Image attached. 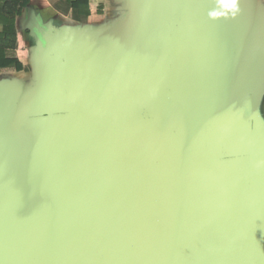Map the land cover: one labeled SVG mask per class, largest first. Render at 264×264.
<instances>
[{
	"label": "water",
	"instance_id": "95a60500",
	"mask_svg": "<svg viewBox=\"0 0 264 264\" xmlns=\"http://www.w3.org/2000/svg\"><path fill=\"white\" fill-rule=\"evenodd\" d=\"M163 3L118 78L69 57L98 138L56 139L38 168L0 123V264H264V139L241 189L202 144L245 104L241 79L199 71L202 48L236 47L239 25L210 0Z\"/></svg>",
	"mask_w": 264,
	"mask_h": 264
},
{
	"label": "crops",
	"instance_id": "0c3cea01",
	"mask_svg": "<svg viewBox=\"0 0 264 264\" xmlns=\"http://www.w3.org/2000/svg\"><path fill=\"white\" fill-rule=\"evenodd\" d=\"M210 2L237 20L240 38L236 47H203L199 71L241 79L245 104L233 124L205 128L202 144L240 189L249 188L250 139H264V0ZM89 8L82 16L67 0H31L17 18V47L8 57L22 69L0 70V123L31 166H49L56 139L81 144L101 135L95 106L75 87L69 57L118 78L129 65L130 41L147 39L165 20L163 0H90Z\"/></svg>",
	"mask_w": 264,
	"mask_h": 264
},
{
	"label": "trees",
	"instance_id": "16d2710c",
	"mask_svg": "<svg viewBox=\"0 0 264 264\" xmlns=\"http://www.w3.org/2000/svg\"><path fill=\"white\" fill-rule=\"evenodd\" d=\"M82 16L90 15V0H67ZM31 0H0V70L15 66L21 70L18 60L8 57V52L17 47L16 21Z\"/></svg>",
	"mask_w": 264,
	"mask_h": 264
},
{
	"label": "rangeland",
	"instance_id": "374dc122",
	"mask_svg": "<svg viewBox=\"0 0 264 264\" xmlns=\"http://www.w3.org/2000/svg\"><path fill=\"white\" fill-rule=\"evenodd\" d=\"M249 10H250V9H249ZM259 121H260V118H259ZM262 125H263V123H262ZM144 134H149V133H144ZM147 137H148V135H147ZM147 139H148V138H147ZM147 139H145V140L147 141ZM146 141H145V142H146Z\"/></svg>",
	"mask_w": 264,
	"mask_h": 264
},
{
	"label": "bare ground",
	"instance_id": "6f19581e",
	"mask_svg": "<svg viewBox=\"0 0 264 264\" xmlns=\"http://www.w3.org/2000/svg\"><path fill=\"white\" fill-rule=\"evenodd\" d=\"M263 26V25H262ZM256 101H257V99H256ZM258 103V102H257ZM258 105V104H257ZM254 109V108H253ZM256 109H258V108H256ZM257 111V110H256ZM257 113H258V111H257ZM257 117V116H256ZM257 123V122H256ZM259 128V127H258Z\"/></svg>",
	"mask_w": 264,
	"mask_h": 264
}]
</instances>
